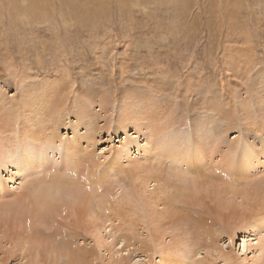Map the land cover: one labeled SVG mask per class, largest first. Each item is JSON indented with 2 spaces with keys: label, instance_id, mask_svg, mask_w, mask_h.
<instances>
[{
  "label": "rangeland",
  "instance_id": "374dc122",
  "mask_svg": "<svg viewBox=\"0 0 264 264\" xmlns=\"http://www.w3.org/2000/svg\"><path fill=\"white\" fill-rule=\"evenodd\" d=\"M124 116L142 119L121 131ZM263 122L264 0H0V145L39 143L33 165L18 144L0 161V264H117L116 249L131 264H264Z\"/></svg>",
  "mask_w": 264,
  "mask_h": 264
},
{
  "label": "bare ground",
  "instance_id": "6f19581e",
  "mask_svg": "<svg viewBox=\"0 0 264 264\" xmlns=\"http://www.w3.org/2000/svg\"><path fill=\"white\" fill-rule=\"evenodd\" d=\"M101 101H103V100H101ZM43 102V101H42ZM45 102V101H44ZM45 105V104H44ZM41 105H39V107H40ZM144 106V105H143ZM24 107V106H23ZM32 107V106H31ZM30 108V107H29ZM32 109V108H31ZM137 109V108H136ZM144 109V108H143ZM142 108H141V110H143ZM147 109H148V106H147ZM140 110V111H141ZM29 111V110H28ZM32 111V110H31ZM40 111V110H39ZM138 111V110H137ZM27 112V111H26ZM25 112V113H26ZM33 112V111H32ZM36 112V111H35ZM146 112H148V111H146ZM43 113V112H42ZM137 113V112H136ZM143 113H145V110H143ZM146 114H148V113H146ZM127 115V114H126ZM125 115V116H126ZM154 115V114H153ZM55 116V115H54ZM125 116L121 119L122 121H120L119 123H118V127H117V129L118 130H121V131H124V130H126V127H127V125H129L130 123H132V122H134L135 120L134 119H136V118H138V117H140V119H142L141 118V116H138V117H136V118H130V117H127V119H124L125 118ZM135 116V115H134ZM147 116V115H146ZM20 117V116H19ZM143 117V116H142ZM87 119V118H86ZM146 119H148V118H146ZM34 120V119H33ZM147 121V120H146ZM140 123V122H139ZM264 123V122H263ZM58 124V123H57ZM136 124H137V122H136ZM42 125V124H41ZM40 125V126H41ZM142 125V124H141ZM140 125V126H141ZM145 125V124H144ZM144 127V126H143ZM139 128V127H138ZM24 129V128H23ZM140 129H142V126H141V128ZM25 130V129H24ZM23 130V131H24ZM134 130V129H133ZM23 131H21V132H23ZM139 131H141V130H139ZM18 132V131H17ZM16 132V133H17ZM142 132V131H141ZM20 134V133H19ZM23 134V133H22ZM139 134V133H138ZM28 135V134H27ZM140 135H142V134H140ZM30 136V135H29ZM136 138H137V136H136ZM138 139V138H137ZM136 139V140H137ZM125 141V140H124ZM123 141V142H124ZM143 141V140H142ZM148 141V140H147ZM65 142V141H64ZM137 142V141H136ZM56 143V142H55ZM73 142H68V143H66V145H65V147L63 146V148H66L67 150H68V152L70 151H72L73 150V152L75 151V149H76V146L74 145V143L72 144ZM75 143H77V142H75ZM127 143H128V141H127ZM149 143V142H148ZM16 144H18V145H20V146H22L23 147V149H24V151L26 152V155L24 156V160L26 161V162H22L23 164H25V166L26 165H33L34 164V162L33 161H31L32 160V158H33V156L34 155H36V152L38 151V149L37 150H32V149H30V147L32 148V147H39V143L33 138V137H26V134L24 133V137H15V140H11V141H9V143L8 144H1L0 145V161H3L4 163H8L9 161H10V149L13 147V146H15ZM60 144H61V140H60ZM60 144H59V146H60ZM146 144V143H145ZM200 144H201V141H198V142H196V144H195V150H194V152H195V156L193 157V162H203L204 161V158H205V155H206V151L204 150V149H201L200 148ZM140 145V144H139ZM135 146V145H134ZM146 146H147V144H146ZM146 146H145V148H146ZM143 147V146H142ZM141 147V148H142ZM137 148H138V146H137ZM147 148H148V146H147ZM231 149L233 148V147H230ZM138 149H140V148H138ZM63 150V149H62ZM125 150V146H121L120 145V151L122 152V151H124ZM141 150V149H140ZM180 150H183V149H180ZM166 151V150H165ZM257 151V150H256ZM168 152H170L169 153V157H171V158H174L177 162H179L180 160H178V156H179V153H181V152H178L177 150H172V151H169L168 150ZM261 152V151H260ZM62 153V152H61ZM121 154V153H120ZM262 154L264 155V145H263V149H262ZM64 155V154H63ZM183 156V155H182ZM258 156V155H257ZM256 156V154H254L253 156H252V163H255L254 165H258V164H260V162H262V161H260V158H258ZM62 157V156H61ZM64 157V156H63ZM180 157H181V155H180ZM233 157V156H232ZM243 158H245V157H243ZM174 159H172V160H174ZM179 159H182V158H179ZM45 160V159H44ZM62 160V159H61ZM66 160H68V159H66ZM232 161V160H231ZM37 162V161H36ZM41 162H43V160L41 161ZM47 162V161H46ZM62 162H64L63 160H62ZM80 162H82L81 163V169L82 168H84V165H85V161H80ZM12 163V162H11ZM39 163V162H38ZM37 163V164H38ZM44 163H45V161H44ZM58 163V162H57ZM234 163L235 162H233L232 163V165L234 166ZM40 164V163H39ZM38 164V165H39ZM222 163H220V165H221ZM41 165H42V163H41ZM45 165H46V163H45ZM230 165V164H229ZM229 165H225L223 168H224V171H226V170H231L232 169V167H230ZM254 165H252V166H254ZM87 166V165H86ZM222 166H223V164H222ZM19 170H23L24 169V165H20V166H16ZM241 167L242 168H246L247 166H244V165H241ZM40 168V167H39ZM77 168V167H76ZM242 168L240 169V172L241 173H244L243 171H242ZM55 169V168H54ZM86 169V168H85ZM78 170V169H77ZM78 172V171H77ZM175 173H173V174H176V176H178L179 177V179L180 180H187V182L183 185V188H182V191L185 193V192H191V195L193 196V197H195V193H197V192H200L201 190L203 191V187H202V185L194 178V176L193 175H195L194 173H192V172H189L188 171V173L186 172V171H184V170H175L174 171ZM206 172V171H205ZM79 174H78V177H79V175H80V171L78 172ZM185 173H187V174H185ZM201 173H204V172H201ZM71 176V175H70ZM77 178V177H76ZM235 178V177H234ZM241 177H239V179H240ZM73 179V178H72ZM74 180V179H73ZM72 180V181H73ZM55 182H56V187H55V190L57 191L56 193H60V192H62L61 190H64V191H68V192H73L74 193V195H72V196H74V200L73 201H75L76 200V202L79 204L77 207L80 209L81 207L80 206H83V209H84V207H85V205H86V202H85V200H87L88 199V194L87 193H82V191H78L77 189H75V185L73 184V185H71V186H69V184H67L64 180H62V179H60V178H57V179H55L54 180ZM70 181H71V179H70ZM157 181H158V178H152V177H150L149 179H145L143 182L145 183V184H147V183H150V184H152L153 186L154 185H158L159 186V184L157 183ZM143 183V184H144ZM151 185V186H152ZM158 186L157 187H154L153 188V190H151L152 191V193L151 194H155L156 193V191H158V190H156V188H158ZM78 187V186H77ZM143 187V186H142ZM79 188V187H78ZM92 188L93 189H96V186L94 187V186H92ZM60 189V190H59ZM81 190V189H80ZM143 190H144V188H143ZM2 191H1V188H0V193H1ZM4 192V191H3ZM257 192H262V195L264 196V185H263V187L261 188V189H259V190H257ZM116 193V192H115ZM61 194H64V193H61ZM67 194V193H66ZM149 194V193H148ZM137 195V194H136ZM150 196H152V195H150ZM96 197V196H95ZM238 197V196H237ZM49 198V197H48ZM48 198H46V196H44V197H39L37 194H36V196H35V201H34V203L32 204V207L33 208H42L44 211L45 210H49V209H53V208H55L56 206H55V199H48ZM83 199H85V200H83ZM146 199V198H145ZM59 200H61V199H59ZM58 200V201H59ZM75 202V203H76ZM95 203V202H94ZM114 203H116V202H114ZM117 206H119V205H117ZM117 206H115V208H114V210H115V213H116V210H119V207H117ZM110 207V206H109ZM78 208H77V210H78ZM87 209V208H86ZM2 213V212H1ZM117 214V213H116ZM263 219H264V215L262 216V218H261V222H263ZM113 220H117V215H115V218L113 219V217L111 216V215H107L106 216V221L104 222V223H108L107 225L109 226V228L111 229L110 230V233L112 232V234L111 235H113V233H115L116 231H119V229L120 228H118L119 226H116V225H114L113 226ZM96 221H97V219H93L92 221H91V225L89 226L90 228H92V231H91V235H92V237H93V242L95 243V245L97 246V247H99V248H102V247H104V245L105 246H107L108 245V243H107V245H106V243H104V242H107L106 240L107 239H103L104 237L102 236V234H101V229L102 228H105L102 224H101V226L100 225H98V224H93L94 222L96 223ZM90 223V222H89ZM86 226H88V225H86ZM88 228V227H87ZM244 228H246V226L244 227V225L241 223L240 225H237V224H235V225H233V226H231V228L229 229V232H228V234H229V236L232 238V237H234L235 235H236V233L241 229H244ZM88 230V229H87ZM121 230V229H120ZM256 236L253 238V240H256V243H260V242H262V240H263V238H264V234H261V233H257V234H255ZM111 239H112V236H109ZM125 238V237H124ZM249 240H251V239H249ZM123 241V240H122ZM122 244V243H121ZM63 247V246H62ZM120 247V246H119ZM98 248V249H99ZM106 248V247H105ZM114 248V247H113ZM106 249H108V250H106ZM105 250L106 251H108V252H111V248L109 249V248H106ZM250 250V246H248V248H247V250ZM251 251V250H250ZM246 252V251H245ZM119 252L117 251V249L116 250H112V252L110 253V258L112 259V262L114 263V262H116L117 264H131L130 263V260H127V258H125V257H123L122 256V254L121 253H119ZM40 254V253H39ZM55 258V257H54ZM109 257H107V259H108ZM111 259H109V260H111ZM160 260H162V259H160ZM80 261V260H79ZM164 261V260H163ZM42 262V261H41ZM165 262V261H164ZM163 262V263H164ZM137 263V262H136ZM162 264V263H161ZM187 264H204L203 263V261H192V259H189L188 260V263Z\"/></svg>",
  "mask_w": 264,
  "mask_h": 264
}]
</instances>
